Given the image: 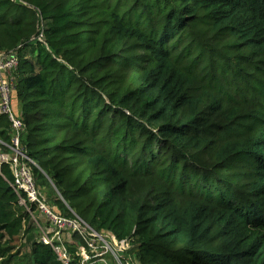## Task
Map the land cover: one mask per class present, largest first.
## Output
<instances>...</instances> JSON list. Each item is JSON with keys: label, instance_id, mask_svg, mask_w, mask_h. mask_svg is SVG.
Segmentation results:
<instances>
[{"label": "trees", "instance_id": "obj_1", "mask_svg": "<svg viewBox=\"0 0 264 264\" xmlns=\"http://www.w3.org/2000/svg\"><path fill=\"white\" fill-rule=\"evenodd\" d=\"M7 51L55 211L139 264H264V0H0ZM13 135L0 114V150ZM13 179L2 164L0 264H63Z\"/></svg>", "mask_w": 264, "mask_h": 264}, {"label": "built area", "instance_id": "obj_2", "mask_svg": "<svg viewBox=\"0 0 264 264\" xmlns=\"http://www.w3.org/2000/svg\"><path fill=\"white\" fill-rule=\"evenodd\" d=\"M18 64L19 57L15 51H7L0 54V114H6L9 117L14 129L11 143L2 142L11 150V155L2 153L0 155V166L2 164L9 165L14 176L11 185L19 194L21 203L27 207L40 228V241L50 245L63 264H69L72 260V252L64 239V234L66 231L70 235L78 233L84 241L76 249L80 264H95L98 261V256H100L98 250L103 249V247L108 249L109 243L105 235L92 228L89 223L77 214L63 215L49 205L34 179L30 163H36L21 147L20 135L24 131L25 126L19 116L15 114L12 104L16 85L13 73L17 69ZM33 205L46 215V226L42 225L41 221L37 219L35 211H32L31 207ZM68 229L72 232H69ZM109 235L119 252L124 253L130 249L129 241L118 240L111 233ZM119 261V264H122V262L126 264L124 258ZM127 264L135 263L130 258Z\"/></svg>", "mask_w": 264, "mask_h": 264}, {"label": "rangeland", "instance_id": "obj_3", "mask_svg": "<svg viewBox=\"0 0 264 264\" xmlns=\"http://www.w3.org/2000/svg\"><path fill=\"white\" fill-rule=\"evenodd\" d=\"M14 97H15V92L13 94L12 104H13V109L16 111L17 105H16V101H15ZM2 153L11 155V150L7 151L5 149H2V150H0V155ZM37 185H38L40 191L45 195L49 205L52 206L51 203L49 202V200H50L49 197L51 196L49 187L46 186V185H39V184H37ZM34 213H35L37 219H39L41 221L42 225L46 226L47 217L44 214V212H42V211H40V210H38L36 208ZM38 229H39L38 230V232H39L38 234H39V238H40V235H41L40 234V228L38 227ZM68 231L72 232L70 229H68ZM100 233L105 235V238L107 239V242L109 243V246H108V249H105L103 247V249H99L98 250L99 253H100V256H98V261L95 264H119V262H120L119 260L120 259L122 260L123 258L126 261V264H127V261H130V258L133 260V262L135 264L139 263L133 252L132 253L128 252V251H126L124 253L123 252H119L117 250L116 245L114 244V242L110 238L109 233H107V232H100ZM64 239H65V241L67 243H72L73 242V241H71L72 240V235H70L67 231L64 234ZM21 247H23L22 241L17 243V248H21ZM26 249L27 248H25L24 251H26ZM94 259H96V258H94ZM100 259H104V260H100ZM122 264H124V263L122 262Z\"/></svg>", "mask_w": 264, "mask_h": 264}, {"label": "crops", "instance_id": "obj_4", "mask_svg": "<svg viewBox=\"0 0 264 264\" xmlns=\"http://www.w3.org/2000/svg\"><path fill=\"white\" fill-rule=\"evenodd\" d=\"M17 110H18V115H20V109H19V106H17Z\"/></svg>", "mask_w": 264, "mask_h": 264}]
</instances>
